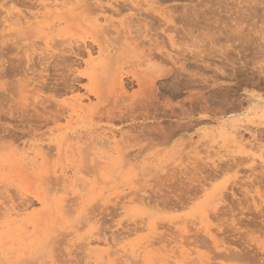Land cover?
Instances as JSON below:
<instances>
[{
  "label": "rangeland",
  "instance_id": "rangeland-1",
  "mask_svg": "<svg viewBox=\"0 0 264 264\" xmlns=\"http://www.w3.org/2000/svg\"><path fill=\"white\" fill-rule=\"evenodd\" d=\"M19 1H22V2H19ZM19 1H18L19 3H24L23 2L24 0H19ZM36 1L37 0H30V1L25 0V3L29 6V8H31V9L34 8L33 10H35L36 9L35 6L38 5V2H36ZM110 1H111L110 3H112V4L119 1L118 2L119 4L116 3L117 5H119V6H117V9L119 8V10H120L123 8L125 10L122 13L123 18H125L126 16L133 15L132 12L134 10L130 11L131 10L130 4L128 5V8L130 7L129 9L124 7V5L126 6V2L123 3V1H125V0H122V1L121 0H110ZM30 2H31V4H30ZM106 2H108V1L106 0ZM106 2L104 1V3H106ZM133 2H134V0H133ZM136 2H137V4H140V2H144V0H138ZM136 2H135V4H136ZM154 2H156V4ZM154 2L152 1V4H151V5L154 4V7L149 6L150 7L149 10H147L148 12L146 11V13L145 12L143 13V11H142V14L144 15V17H146L145 19H146L147 23L145 22L146 23L145 25H143V24L139 25L136 27V29H134L137 31V32H135L134 36H137V38L133 37V35H131L134 38L132 40H126L125 38H122V35L117 36V34L115 35L112 33L111 34L107 33V35H106V33H104L105 34L104 35L102 31H100V30L98 31V27L94 23L93 20H95L96 16H97L96 19H98V17H99V20H102V17L105 14L103 13L104 15L102 16V14H101L102 11L100 9H99V12L96 11L97 9L96 10L94 9L95 6L94 7L90 6L91 8L88 9V10L91 9L90 15H89V11L87 12L88 15H86V17H87L86 18L87 19V23H86L87 25L86 26H88V27H86V26L85 27L83 26L84 28L80 27L76 23V22H78V19L72 14L69 16L68 19L74 20V21L73 22L69 21V20H68L69 22L67 21L70 26L65 23L64 25H62L59 28L58 32L60 33V35L63 34L62 35L63 37H69L67 35H70L74 38H79V39L84 38L82 40L84 43L87 41L85 44H88L87 46H89L88 49H90V50H91V48H92V50L93 49L94 50H100V48L102 46V48L104 47L103 53L107 54V52H110V50L112 51V49H114L113 52L110 53V55H112V53H113V55H116V56L113 58L114 62L112 60L113 64L111 65V68L109 69V72H108V75H110V76H106V78L108 77L109 79L107 80V79H103V77H101L99 80H96L98 82V84L101 86L99 88H101V89L105 88L106 89V91L104 89V91L102 92V94L105 93V96L103 94L104 98L101 95L100 100L95 99L94 93H92L93 95H90L91 93H89L86 89L90 86V84H89L90 81L87 80L88 77L86 79L87 75L85 74L88 70L85 68V66H83V67L81 66V68H80V65H78V64H81V62H82V61H80V59L85 57V56H83L84 54L81 56L77 55V54H74L71 56L69 55L68 57H65V58H68L67 60L63 59V58L62 59L60 58V60L53 58L54 60H52V59H51V61L46 60V62H44L45 59L43 60L42 56L39 57V55L35 54V55H33V57H31L32 59L28 63L27 55H24V52H23L24 50L20 48L22 50L21 51L22 53H20L19 52L20 50L15 47V44L11 43V42H13L14 38L13 39L9 38L11 40L10 41L8 38L6 39L5 37H2V35L4 36L6 31H2L3 30L2 28L0 29L1 30L0 31V37H1L0 38V54H1L0 55V57H1L0 58V64H1L0 65L1 66L0 67V73H1L0 76H1V78L4 75L7 77V78L4 77L2 79L0 78V129H1L0 134L3 136V138L8 137V136L10 137V135H11L10 139L12 140L13 138H15L16 143H21V142H26V141L29 142L31 140L32 141H39L41 139L38 137V135H40L41 133L49 131L50 128L53 129L55 127V125L52 124L51 122H49L48 120H50V116L51 117L54 115L58 116L59 114H58L57 110L55 109V107L53 108L50 106L51 102H50V105L47 103L45 105V107L49 106L50 109L52 108L55 110V113L53 110L54 114L53 115L47 114V117H46V113L43 114L44 112L43 113L41 112L43 114V116L45 115L44 117L47 118V121L42 116H40V117L38 116V115H41V113L37 114V112L35 113V110H34V112H33V110L31 112V109H33V108L30 107L31 109L30 108L27 109V107L21 106V104L19 103V94L17 93L18 91H15V90H18L16 87L19 84V83H17V80H18V78H21L22 75L24 76L25 75L24 73H27L28 70H30L27 73V74H30V77H29V75H27L28 78L32 79V77H33L34 79H32V80H36L37 82L39 81V83L44 85V86H42L40 84L42 86V88L45 87V88H43L44 98L50 99L51 97H53V98L58 99L59 101L60 100L63 101V99H65V97H66L65 92L72 89V87H73L72 90L77 91V93H79L80 95H84V96L89 95L92 98V100H93L92 102H93V104H95V112L96 113L94 112L93 115L87 114L86 112H85L86 115L84 113L82 114L83 116L84 115L85 116L83 118H82V116L80 117V118H82V120H80V121H82V122L84 121L83 122L84 124L81 123V126L82 127L86 126L83 128V130L85 128H87L89 130H98V133H99V131L101 129H104V128L108 129L111 127L113 129H118V130L120 129L123 133H125L124 135L128 138L127 139L128 149H126V151L124 150L126 153V154H124L125 155L124 158L119 153H116V152L111 153L112 157L117 159L116 162H114V164L112 166H109L108 165L109 163L107 164V162H108L107 160L106 161L100 160V159L92 156L90 153H89L90 154L89 155L88 152L86 151L87 154H86V152H84V154H82V156L84 155V158H82L81 155H78V154H76L75 157H73L71 154H69V155H67V158L64 157L65 160L62 159V156H59L57 158L55 157L56 159L53 158L54 159L53 162L55 160L56 161L54 163L46 166V168H44L45 170H47L46 172H48V168H52L51 166L54 167L57 163V165L59 167L64 166V165L65 166H68V165L71 166V164H73V165H75V167L77 168L78 171L80 170L79 172L81 173V175L83 174L82 176L86 179V184H85L84 188H82V190H83L82 195H85V196H83L84 198H82V199L80 198L81 201H78L76 203V205L77 204H79V205L76 206L75 213L70 215V216L72 218V216H76L78 214L84 215L85 211H88L87 208L90 207L91 209L89 208V211L91 210L94 214L96 213L95 215H99V214L101 215V216L99 215L98 219L101 218L102 221L100 220L99 222L96 221L97 223L96 222L93 223L94 228H96V229H93V228L89 229L90 226L86 227L87 223H84V224L79 225L78 226L79 228L77 227V228H74L73 230H70L72 233H70V231H67V230H65L66 232H64V229L62 230L63 224H65L66 222L69 223L71 221V219H70V216L69 217L67 216L68 218L66 217L65 213L62 210V206H61V203H60L58 198L56 199L57 202H56V200H54V204H52L53 209L55 211H57V213L59 212L58 215L56 214V216L54 218H52L51 220H49L46 223V225L40 224V226H41L40 227L38 225L39 223H36V222L38 219H41V216L43 215L44 210L46 208L44 209L42 206H40L39 202H37L34 198V199H32L34 201V202L32 201L34 212H33L32 216L29 220V223L31 225V229L29 230L30 234H27L26 238L25 237L21 238V241H26L27 245L20 246V250L13 253L15 255H12V253H10V257H11L10 262L11 263L8 261L5 262L6 260L4 261V259H2L3 256L1 255L2 257L0 256L1 257L0 258V264L2 263V260L4 261L5 264H25V263L26 264H28V263L29 264H35V263L36 264H46L47 261H48V264H53V263H55V261L60 262V260H58V258H60V256H62V254L64 255L62 257V259H63L62 261H64L65 258L68 260V263H66V264H82V263L83 264H89V263L92 264L94 262V260H95V262H94L95 264H102V262L96 261L97 258L95 257V255L91 254L89 250H87L86 246H84L85 248L82 246L83 243H84V245H86L88 242V239L86 241L83 238L86 239V237L89 238L92 235L94 236V234H96L95 232H97V230H99V229H101V230H99L98 232H101V231L106 232L107 235H109V236H110L109 233H111V231H113L114 237H115V233L117 236H119V235L123 236L124 230H125V232H128V231H126L128 229L133 230V229L137 228L138 230L135 232L138 233V231L141 229V228L139 229V227H142V229L145 227L144 229L146 231L140 230V232L138 234H136V233L131 234L132 235V236L130 235L131 237L128 234L126 235L124 233V237L126 236L125 240L122 236L121 237L123 240L120 239L121 237L119 238L116 236V238H119V240H121L118 242V244H119L118 247H120L122 249L124 248L122 255H124V253H125L124 251L129 252V255L132 253V251H131L132 249H133V251H135V252H133L134 255H131L132 258H130L128 260V262L130 264H133V262L135 264H138V263L139 264H156V263L157 264H166V263L167 264H174V263L175 264L176 263L177 264H183V262H185L187 264V262L185 261L186 258H182L184 256H182V254H179V253H181L180 251H182L181 248H183V247H185L187 250H188V248H189V250L191 249L190 251L194 253L192 257H193V260L194 259L197 260V262L195 260L193 261V263L195 262V264L205 263V262H207V260H208V262L210 261V263H212V261H213V264H214L215 260H216L215 264L216 263L217 264L218 263L219 264H259L260 263L261 264L262 262L264 263V261H263L264 260V254H263L264 253V236H263L264 234H262V233H264V229H263V227H264V206H262L264 204L259 205V207L261 206V207H263V209L254 206L255 209L253 211L254 207L252 208L253 205H251L252 203L250 204L251 196L250 195H249L250 197L248 195L245 196L246 199L244 197V194H245L244 190L245 189L242 187L243 192H244L243 193L242 188L240 187L241 183H242L241 179H243V178H241V179H239V178L242 176H245L247 174L246 173L247 170H245V168H244L245 166L244 165H243L244 167L241 166L244 162V160H243L244 158L243 159H241V158L245 157L246 155L244 154L245 156H240V154L243 155L242 150L240 148L233 145L232 143L225 145V143L218 136L216 137V139L218 138L217 139L218 142L216 141L215 138H214L215 140L213 139L212 144L214 146H216L217 143H219L216 146L217 148L214 147L212 149V151L215 152V153L213 152L214 154H218V155L220 154L219 156L228 155V156H226L227 159L229 157H231V159H232V157H235V156L237 157V159L234 160L233 163L229 162L230 165L232 164L233 168L228 169V171H226V172H225L226 169L222 168L223 167L222 165H224V163H222V165L220 164L221 168L219 167L220 169H223V172L219 168H217V169H219L218 174L216 172L217 169L215 170L213 167L211 168L208 165L209 163L211 164L212 159H214V156L212 157L211 155H209L211 157H207V155L202 153L200 155L202 157V159L204 158V160H202V161L200 159L195 160V159H193V157H192L193 160L191 158L185 159V154L189 150H187V151L185 150V152H183V153H182V151H180L181 153L180 152L178 153V154H180V156L176 159L174 158V161H177V163L173 166L170 165L171 167H169V169H168L169 171L166 170L163 173L160 172V170L164 168V165L163 164L161 165V162L164 163L165 162L164 160H166V159L168 160V158H169V156H167V155L173 153L174 151H176L178 149L183 150L184 144H187L186 143L187 141L185 139L190 134L194 136V140H197L198 139L197 133L201 132V129H209L210 127H212L211 124L214 125L213 122L215 120H217L218 117H219V119H225L226 118V119H230L231 121L233 119L232 122L235 121L236 123H239L237 125H244L243 127H245V129H246V124L249 123L248 121H252V119H254L252 117H255V113H257V111H259L260 109H264V0H155ZM149 3H151L150 0H149ZM116 4H114V6H116ZM122 4H124V5H122ZM141 4L143 6V4H145V2L141 3ZM141 4L138 6L141 7ZM27 5H25V6H27ZM126 9H128V10H126ZM144 10H146V9H144ZM0 11H1V9H0ZM97 13H99V15ZM107 14L109 16H111V14H109V13H107ZM91 15H93L94 18H93V16L91 17ZM121 16L120 17L114 16V19H117V20H119V18L123 19ZM1 17H2V13H1ZM71 17L74 19H72ZM75 19H77V20L75 21ZM92 21H93V23H92ZM0 23H1V19H0ZM88 23H90V25ZM71 25H73V26H71ZM78 26H79V28H77ZM93 26H96L97 30L95 28H93ZM65 28H67V29H65ZM72 28H74V29L71 30ZM86 28H89V30H87ZM62 30L65 32L67 30L68 31L66 33H64ZM69 30L71 33L74 31L72 33V35L70 34ZM78 30H79L80 34L78 33ZM82 30H84L86 33ZM171 30H172V32H171ZM81 32H83V34ZM165 32L167 35L165 34ZM94 36L96 38H93ZM166 37L168 38V40L170 38V40H169L170 42L165 40ZM172 39H174V40H172ZM149 40H151V41L149 42ZM131 41H132V43H131ZM96 42L99 43V45ZM171 43H173V44H171ZM105 47H108V49ZM106 49L108 50L107 52H106ZM97 52H99V51H95V53H97ZM164 52H165V54L170 53L171 56H173L172 58L174 60L171 58V56L168 57L170 54L167 55V57L165 55H162V53L164 54ZM144 54H145V56H146V54H149V55L152 54L151 56L153 59H151V61H148L149 64H147L146 60L143 61L145 58ZM4 55H6V56H4ZM162 56H164V57H162ZM141 57H142V60H141ZM39 58H40V60L37 61V59H39ZM145 59H147V58H145ZM56 60H58L59 62L57 61V63H56ZM63 60H65V62ZM72 60L75 62H73ZM103 60L104 59L99 60L97 65L100 66L101 64H103V66L101 65V67L104 70L106 67V63L108 61L106 58H105L104 62H102ZM60 61H63L66 65L64 63L62 64V62L60 63ZM25 62L28 64H26ZM143 62H145L147 65H145V63H143ZM47 63H49L48 66H47ZM116 63L118 64V66H116L117 65ZM61 64H62V66H61ZM72 64L79 68L78 71L73 75H72V73H73L72 71H70V70L68 71V69L73 70ZM140 64H142V65H140ZM2 65H3V67H2ZM70 65L72 66V68L70 67ZM6 66H8V67H6ZM25 68H26V71H25ZM42 68L44 71L43 70L41 71ZM82 70H83V72L85 71L84 72L85 76L83 75ZM120 70L123 72H120ZM6 72H7V75H6ZM21 73H22V75H21ZM119 73L124 74L123 80H124V84H125L126 89H127V94L126 95L124 94L125 96L123 95L121 97L122 94L119 93L120 96L115 97L116 94L112 93V92H115V86L117 87V82H116L117 79L116 78L118 77ZM17 74H19V75L17 76ZM31 74H32V77H31ZM74 76H75V78H74ZM38 77H39V79L40 78L41 79L39 80ZM70 77H72V78L70 79ZM138 77H140L142 79L141 85H139L140 83L137 81ZM104 81H106V83L108 81V84H106L107 86L104 85V88H102ZM96 83L94 82L92 84L94 89L97 85ZM101 83H103V84H101ZM66 86H68V87H66ZM50 88H51V90H50ZM74 88H77V89H74ZM51 92H53V93H51ZM7 94H9V95H7ZM253 96H254V98L257 97V100L259 98V101L254 102V103H250L251 99H254ZM45 100H47V99H45ZM252 101H254V100H252ZM22 111H24V112H22ZM50 111L52 113V110H50ZM50 111L48 113H50ZM97 116H98V118H97ZM39 118H41V119H39ZM234 118H236V119H234ZM52 119H53V117H52ZM52 119L50 121H52ZM74 119H75L74 121L78 120L77 117H75ZM95 119L97 121H95ZM38 120L39 121L41 120L42 122L41 121L39 122ZM254 120L255 121L257 120L259 122V120L256 117ZM46 122L47 123L49 122V124L46 125L47 124ZM63 122H64V124H63ZM86 122L89 124H87ZM258 122L255 123L254 125H252L251 123L247 124V125H249V126H247L248 128L252 125L251 129H253L254 131L250 130V128H249L248 129L249 131L246 130V132H245V129L243 130V128L241 129V127H240V129H241L240 133L241 134L243 133L241 136H243V139L245 141L251 140V136L253 138L254 135H256L257 138H264V137H262V136H264V126L262 124H260V122H259V124H260L259 125ZM30 123H31V125H30ZM62 124H63L62 126H65L66 122L63 120ZM42 126H44V127H42ZM256 128L258 129L257 131H255ZM34 129L36 131H34ZM4 130H6V131H4ZM37 130H39V132ZM101 131L103 132V134L107 133L108 135H110L109 130H105V131L101 130ZM247 131L248 132L252 131V132L248 133ZM261 131H262V133H261ZM5 132H7V133H5ZM11 132L13 135L11 134ZM33 132L35 134H32ZM258 133H260L261 135H259ZM1 135H0V138H2ZM35 135H36V137H35ZM127 135H129V137ZM181 135H182V137H181ZM257 135H259L260 137H258ZM9 137H8V140H9ZM181 138H183V139L185 138L184 140L186 142L184 140H182ZM42 140L45 142V144H47L49 142V137L48 136L44 137V139H42ZM215 141H216V143H215ZM8 143H10V142H8ZM4 144L7 145L6 143H4ZM1 145H2V148L6 147V146L3 147V142ZM1 145H0V147H1ZM9 146H10V144H9ZM51 146L54 147V144H51ZM219 146L221 147V150H220ZM143 150H145V151H143ZM134 151L136 153H138V156L142 155V156H140L139 163L136 165V167L138 166V169L137 168L134 169L135 166H130V164L127 161V159H130V157H128V155L131 156V154H132V156H134L133 155V154H135ZM161 151H164V152L162 153ZM221 151L222 152L224 151L223 152L224 154L223 153L221 154ZM225 151H227V152H225ZM0 152L5 153L4 150L3 151L0 150ZM2 153H0V155ZM153 154H155V155H153ZM178 154L176 156H178ZM182 154H184V159H181V161H180V158L183 156ZM135 155H137V154H135ZM68 156H70V157H68ZM77 156H78V158H77ZM151 157L153 159H151ZM238 157L239 158L241 157L240 161H239ZM94 158H96V159H94ZM146 158L148 160H150L149 161V170L150 171L147 169L143 170L144 166H145L144 163L147 162L145 160ZM226 158H224V159L226 160ZM81 159H82V162L80 163L79 161H81ZM215 159H216V157H215ZM171 160H172V158L169 159V161H167V164L174 162ZM183 160H185L184 161L185 164H184ZM94 161H97L98 163L94 162ZM101 161L104 165L102 163H100ZM120 161H122V162H120ZM51 162H52V160H51ZM194 163H195V165H194ZM100 164H101V166L102 165L103 166L101 167ZM127 164H129V165L127 166ZM196 164H198L197 165L198 170H197ZM233 164H238L237 166H239V167H237L236 165H233ZM121 165H124V167ZM58 166H56L54 169L58 168ZM113 166H115L116 169H114ZM158 166H160L162 168L160 169V167H159V169H158ZM177 166H179V168ZM224 166L226 167V165H224ZM98 167H100V168H98ZM150 167H153V168H150ZM165 167L168 168L167 165ZM175 167H177V168H175ZM203 168H204V170H203ZM173 169L174 170L176 169V171H174ZM178 169H181V170L179 171ZM157 170L160 173H157ZM171 170L173 172L179 173V174L177 175V174L173 173ZM196 170H197V172H196ZM229 170H230V172H229ZM67 171H69V170H67ZM185 171H188V172H185ZM191 171L194 172L195 174L191 173ZM95 172L97 174H95ZM147 172L152 173V174L148 175ZM219 172H222L223 174L219 173ZM84 173H86V174H84ZM143 173H145V174H143ZM158 174H159V176H158ZM10 175H13V173L8 174L7 169L3 173L4 179L6 181H9V182L14 181L13 177H11ZM58 175H60V174H58ZM211 175H212V177H209ZM39 176L40 175H38V174H36L33 177L30 176V177H32L31 180L33 179L32 180L33 182L31 180H29L30 177L27 179V181L29 182V185L31 184V182L34 183L33 186H32V184L29 186L26 179H24L23 182L22 181L20 182L19 180H15L14 183L18 184L23 189H27L28 187H30V188L34 187L36 190V188H39L38 184H39V180L41 178ZM147 176L149 178H147ZM164 176L167 179L169 177L170 181L166 180V178ZM170 176H171V178H170ZM173 176H175V177H173ZM215 176L217 178H215ZM259 176L260 177L257 178V180H259V179H261V180H259L258 183L260 184V181H261L262 187H264L263 186L264 175L262 176V174L259 173ZM207 177H209V178H207ZM35 178L36 179L39 178V179H37V182H36V180L34 181ZM97 179L99 180V182H97L98 181ZM216 179H217V181H216ZM262 179H263V182H262ZM257 180H256V182H257ZM147 181L149 183H147ZM235 181H237V184L235 183ZM204 184H207L206 189H207L208 193H210L211 191H215L216 194H220L221 197H223V199H224V203L223 204L219 203V205H218V203H216L214 201L215 199L212 200L213 202H215L214 204L212 202H210L211 199L205 195V192L202 189L203 188L202 186ZM230 185L231 186L233 185L234 187L233 186L231 187ZM116 186H117V188H116ZM259 186L261 187V185H259ZM96 187H98L99 189ZM129 187H136L139 189H141V188L145 189L147 191V193H150L149 196L153 197V202H151L149 205L150 206L154 205V206H152V208L150 206H148L147 208L143 209V212L146 215L141 216V213L136 211V209L134 207L133 208L130 207V208H127L125 210L120 209V206L117 205L118 204L117 201L111 200L113 197H117V193L119 191L122 192L124 189L129 191L128 190ZM227 187L228 188L230 187L232 189L229 188V190H227L228 189ZM238 187H239V189L241 188V191L238 189ZM262 187H261V189L264 190V188H262ZM196 188H198V189H196ZM225 188H227V189H225ZM235 188H236V190H235ZM201 189H202V191H201ZM233 189L235 191V194H234V191H232ZM103 190L105 193L106 192L107 193L105 194L103 192ZM263 190H261V191L263 192ZM114 192H115V194L109 195L110 193H114ZM233 194L236 195V197L233 196ZM238 194L240 196H238ZM221 197H219V198L216 197V198L220 199ZM99 198H102V199L99 200ZM154 198H156V200ZM105 200H107V201H105ZM247 200H250V201L248 202ZM91 201H93V202L91 203ZM95 202H96V204H95ZM112 202H114V203H112ZM232 202H233V204H232ZM237 202L240 204L238 205ZM242 202L245 203L244 204L245 206L242 205L243 204ZM211 203L214 206L210 205ZM246 204L249 205L248 208H247ZM55 205L58 207L56 208ZM59 205H60V207H59ZM232 206H236V207H233L235 210H233ZM172 207H174L175 209ZM244 207H245V209H244ZM118 208L120 211L117 210ZM182 208H183V210H182ZM210 208L212 209L211 214L209 211ZM215 208L217 209L216 211H215ZM256 208H257V211H255ZM95 209H96V211H95ZM240 209H243V210H240ZM114 210H115V212H114ZM238 210L241 211V214H243L242 212H245V213L243 215H239ZM91 211L88 213H91ZM248 211H251V212H248ZM260 211H261V213H260ZM60 212H62V213L60 214ZM223 212L226 214L223 215L224 214ZM119 213L120 214L122 213V215H119ZM205 214H206V216H205ZM229 214H231V215H229ZM110 215H112V216H110ZM210 215H212V216H210ZM226 215H227V217H226ZM232 216H234V217L232 218ZM144 217L146 218L145 220H146L147 226H144V224H143V223H145V220H143ZM185 217L189 218V219H186ZM215 217H217V218L221 217V219H219V221H217L218 219ZM235 217H237L236 218L237 220L235 219ZM214 218L217 220H214ZM226 218H228L227 219L228 221L230 218V221L227 222ZM239 218H240V221H239ZM177 219H178V221H177ZM179 219H181V220H179ZM203 219H204L205 223L202 221ZM59 220L61 222H59ZM186 220H188V221H186ZM119 221L122 222V224L123 223L126 224L127 226L126 225H125V227L121 226L122 224H120ZM140 221L142 222V225H141ZM180 221L183 223H181ZM189 221H191V222H189ZM192 221L193 222L195 221L193 223V225H192ZM219 222H221V223H219ZM117 223H118V227L115 226V225H117ZM178 223H181V225H179ZM138 224H139V227H138ZM152 224H153V226L156 224V226H154V228H153ZM183 224H184V226H185V224H187V226H190L187 228L189 230L188 235L185 233V235L183 237H181V238H184L185 240L180 238L181 234L179 235L180 229L182 230L184 227ZM225 224H227L228 226ZM165 225H166V227H165ZM229 225L234 226L233 228H235V229L237 228V229L235 230L232 227H231L232 228L231 229ZM80 226H81V228H80ZM128 226H130L131 228ZM179 226H180V228H179ZM32 227H33V229H32ZM97 227H98V229H97ZM111 227H113V228L115 227L116 230L111 228ZM121 227L124 229L121 230L122 229ZM126 227H128V228H126ZM159 227H161V228H159ZM206 227H209L211 229V231L213 230L212 232H215V233L217 232L216 234H218L217 235L218 238H219V234H221L219 239L222 238L225 241L228 240L229 241V242L227 241L228 243H230V241H231V245H229V253L230 254L232 253V252H230L231 251L230 248L232 247L231 249H233L235 251V253L237 254L236 255L237 257L235 256L234 252H233L234 254L232 253V256L234 255V257H233L234 259L231 258V256H229V253H227L228 256H225V258L220 256V254L222 252L220 251L221 253H219L218 250L216 249V245L211 243L212 241L208 238L207 235H205L206 234V232H205ZM225 227H227V229ZM37 228H38L37 232L38 233L40 232V233L38 235L34 234V236H32V234L34 233V231H36ZM166 228H168L169 230ZM215 228H216V230H215ZM55 229H59V231H57V230L55 231ZM118 229H120L119 233L117 231ZM157 229H159V230L157 231ZM173 229L176 231H174ZM191 229H193V230H191ZM230 229H231V231H230ZM154 230H155V233H157V232L158 233L155 234L153 232ZM166 230H168V231H166ZM226 230H228L229 232ZM54 231H55V233L61 231L63 234L62 233L61 234L60 233L55 234ZM120 231L122 233H120ZM171 231H173V232H171ZM190 231H193V233ZM223 231H226V232L224 233ZM68 232L71 235L68 234L69 235L68 236L67 235ZM77 232H79V233H77ZM148 232H149V234L151 233L150 234L151 238H150ZM152 232L155 235H153ZM166 233L168 235L169 234L170 235L167 236ZM222 233H223V235H222ZM134 234H135V236H134ZM146 234H148V235L146 236ZM29 235L31 237L28 240H25L29 237ZM51 235L55 238V240L57 242L60 241L59 243L62 242L64 245L62 243L60 245L56 241L54 242V238H51L52 237ZM55 235H57V237ZM62 235H64L65 237ZM143 235H145V236H143ZM162 235L165 236L166 238L162 237ZM154 236H156L155 237L156 241L153 243L154 249L151 246L153 244H151L150 248H149V251H150V249L151 250L153 249L152 250L153 255H151V256L146 255L145 251L147 249L145 250V247L148 246V243H146V241L152 239ZM62 237H63V239H62ZM177 237L179 238L178 240H177ZM252 237L255 239H253ZM140 238H142L144 240H141ZM160 239H164L165 242L163 241L164 242L163 243L161 241L162 243H159ZM152 240L154 241V238ZM250 240H252L253 242L252 241L250 242ZM48 241L56 243L54 245L55 248H59L62 246L61 247V249L63 248L62 252L58 253L59 257L57 256V258L52 259L51 257H49V254L43 253L45 251H42V249H43V247L45 249L46 242H48ZM84 241H86V243ZM122 241L124 243L123 245H125L124 247L122 245ZM143 241L145 242V244H143L144 243ZM189 241L191 242V245H190ZM150 242H149V244H150ZM156 242L159 244H162V245H159V244L155 245V244H157ZM196 242H198V243H196ZM232 242H233V244H232ZM234 242H236V243H234ZM120 244H121V246H120ZM134 244H135V247L137 250H135V247H133ZM253 244H255V245H253ZM131 245H133V246H131ZM140 245L145 246L144 249L142 246L140 247ZM128 246H130V247H128ZM155 246H157V247H155ZM125 247H126V249H125ZM158 247H160V249ZM233 247H235V248H233ZM82 248L86 249V251L83 250ZM93 248H94V246H93ZM139 248L143 249V252L145 254H143L142 250H141L142 254H139L140 253V251L138 250ZM201 248H203V249H201ZM128 249H129V251H128ZM38 251H39V253L42 252V254H39V253L37 254ZM68 252L71 254H68ZM223 252H226V251H223ZM35 253H36V255H35ZM44 254H45V256H44ZM65 254L66 255L68 254L70 256H65ZM258 254L260 256H258ZM41 255H43V257ZM172 256H174V257L171 258ZM179 256H181V257H179ZM216 256H219V257L215 260L211 259L212 257L216 258ZM134 257H136L135 259L139 258L140 261H143V262H139L138 259H137V261L134 259L137 263L135 261L132 262ZM220 257H222V259ZM235 257H236V259H235ZM88 258H90V260ZM128 258L129 257L127 256V259ZM201 258H202V261H200ZM228 258H231V259H228ZM18 259H20V260L17 261ZM54 259H55V261H53ZM66 259L64 262L67 261ZM85 259H87V260L85 261ZM168 259L170 262L168 261ZM258 259H260V260H258ZM177 260H179V261H177ZM190 260L192 261V258L187 259V261H189V264H193ZM198 260H199V262H198ZM12 261H13V263H12ZM238 261H240V263ZM31 262H33V263H31ZM64 262H60V263L64 264Z\"/></svg>",
  "mask_w": 264,
  "mask_h": 264
},
{
  "label": "bare ground",
  "instance_id": "bare-ground-1",
  "mask_svg": "<svg viewBox=\"0 0 264 264\" xmlns=\"http://www.w3.org/2000/svg\"><path fill=\"white\" fill-rule=\"evenodd\" d=\"M19 1V0H18ZM17 0L15 1V0H0V9H1V11H0V17H1V13H2V17L0 18L1 19V23H0V29L2 28L3 30L2 31H6V33L4 34V36L2 35V37H5L6 39L8 38H14V40H13V42H11V43H13V44H15V47L17 48V49H19L20 51V53H22L21 51V49H23L24 51V55H27V61H28V63L30 62V60L32 59L31 57H33V55H39V57L40 56H42L41 58L44 60L45 59V61L44 62H46V60L47 61H51V59L52 60H54L53 58H56V59H58V60H60V58L62 59H68V58H65V57H68L69 55L71 56V55H74V54H77V55H83V56H85L84 58H81L80 59V61H82L81 62V64H78V65H80V68H81V66L83 67V66H85V68L88 70L85 74L87 75L86 76V79H87V77H88V79L87 80H89L90 81V86L88 87V88H86L87 89V91L89 92V93H91L90 95H93L92 93H94V98L95 99H98V100H100L101 99V95L103 96V94H104V96H105V93H103L102 94V92L104 91V85H106V84H108V81H107V83H106V81H104L103 83H101V84H103L102 85V88H104V89H101V88H99V87H101L99 84H98V82L96 81V80H99L101 77H103V79H109L108 77L106 78V76H110V75H108V72H109V69L111 68V65L113 64L112 63V60H113V58L116 56V55H113V53H112V55H110V53L111 52H113V50L114 49H112V51L110 50V52H107L108 50V47H105V48H107L106 49V52H107V54L106 53H103V51H104V47L102 48V46H101V48H100V50H92V48H91V50L90 49H88V47L89 46H87L88 44H85L84 42H83V40L82 39H84V38H74V37H72V36H70V35H67V36H69V37H63L62 35H60V33L58 32L59 31V28L62 26V25H64L65 23L66 24H68V22L69 21H74V20H70V19H68L69 18V16L70 15H74L77 19H78V22H76L80 27H85L87 24V17H86V15H88V11H89V15H90V10H88L89 8H91L92 6L94 7L95 6V10L96 11H98L99 12V9L102 11V20H99V17H98V19H96V17H95V20H93L94 21V23L97 25V27H98V31L100 30V31H102L103 32V34L104 33H106V35H107V33H112V34H117V36H121L122 35V38H125L126 40H132V39H134L133 37H136L137 38V36H134V34H135V32H137L136 30H134V29H136V27L137 26H139V25H145L147 22H146V17H144V15L142 14V11H143V13L145 12L146 13V11L147 10H149V6H152V7H154V4L153 5H151L152 4V1L154 2L155 0H150V2L151 3H149V0H144V2H145V4H143V6H142V4L141 3H144V2H140V4H141V7L140 6H138V5H140V4H137V2L136 1H138V0H134V2H133V0H125V1H123V3H125L126 2V6L124 5V4H122V5H124V7H126V8H128V5L130 4V11H133L132 13H133V15H131V16H126L125 18H123V15H122V13H123V11H125L123 8L122 9H120L119 10V8L117 9V6H119V5H117L116 3H118L119 1H115L116 3H110L111 1L110 0H107L108 2H106V0H104L106 3H104V1L103 0H37L36 2H38V5L37 6H35L36 7V9L35 10H33V9H31V8H29V6L25 3V0L23 1L24 3H19V2H22V1H19L18 2ZM27 1V0H26ZM30 1V0H29ZM122 1V0H121ZM128 1V2H127ZM131 1V2H130ZM113 2V1H112ZM135 2H136V4H135ZM29 3V2H28ZM128 3V4H127ZM139 3V2H138ZM155 4H156V2H154ZM30 4H31V2H30ZM29 4V5H30ZM106 4V5H105ZM114 4H116V6H114ZM119 4V3H118ZM134 4V5H133ZM150 4V5H149ZM25 5H27V6H25ZM136 5V6H135ZM91 6V7H90ZM145 6V7H144ZM143 7V8H142ZM128 8V9H129ZM128 9H126V10H128ZM144 9H146V10H144ZM122 10V11H121ZM136 11V12H135ZM94 12V11H93ZM92 12V13H93ZM138 12V13H137ZM148 12V11H147ZM96 13V12H95ZM104 13V14H103ZM107 13H109V14H111V16H109ZM131 13V14H132ZM136 13V14H135ZM98 15H99V13H97ZM107 14V15H106ZM95 15V14H94ZM122 15V16H121ZM93 15H91V17H92ZM114 16H121L123 19H120L119 17V20H117V19H114ZM135 18H134V17ZM89 17V16H88ZM72 18V17H71ZM93 18H94V16H93ZM72 19H74V18H72ZM77 19H75V21L77 20ZM69 20V21H68ZM89 20V19H88ZM92 20V19H91ZM68 21V22H67ZM93 21H92V23H93ZM90 22V21H89ZM146 22V23H145ZM75 23V22H74ZM89 25H90V23H88ZM69 25V24H68ZM67 25V26H68ZM66 26V27H67ZM70 26V25H69ZM71 26H73V25H71ZM76 26V25H75ZM79 26L77 27V28H79ZM83 27V28H84ZM86 27H88V26H86ZM93 28H95L96 29V26H93ZM65 29H67V28H65ZM69 29V28H68ZM74 28H72L71 30H73ZM87 30H89V28H86ZM85 29V30H86ZM97 30V29H96ZM170 30V29H169ZM1 31V30H0ZM63 31V30H62ZM68 31V30H67ZM66 31V32H67ZM82 31H84V30H82ZM174 31V30H173ZM61 32V31H60ZM64 33H66L65 31H63ZM69 32H70V30H69ZM74 32V31H73ZM72 32V33H73ZM85 32V31H84ZM101 32V33H102ZM146 32V31H145ZM167 32V31H166ZM166 32H165V34H166ZM171 32H172V30H171ZM62 33V32H61ZM72 33L70 32V34L72 35ZM78 33L80 34V32H79V30H78ZM77 33V34H78ZM82 34H83V32H81ZM86 33V32H85ZM99 33V32H98ZM147 33V32H146ZM78 34V35H79ZM94 34V33H93ZM100 34V33H99ZM98 34V35H99ZM109 34V35H110ZM149 34V33H148ZM164 34V35H165ZM77 35V36H78ZM105 35V34H104ZM131 35H133V37L131 36ZM167 35V34H166ZM76 36V37H77ZM96 36V35H95ZM93 37V38H96V37ZM149 36V35H148ZM83 37V36H82ZM1 38V37H0ZM2 40V39H1ZM10 40V39H9ZM86 40V39H85ZM165 40H167V41H169L170 40V38H169V40H168V38L166 37V39ZM172 40H174V39H172ZM11 41V40H10ZM138 41V40H137ZM151 40H149V42H150ZM170 42V41H169ZM172 42V41H171ZM97 43V42H96ZM131 43H132V41H131ZM10 44V43H9ZM8 44V45H9ZM98 45H99V43H97ZM171 44H173V43H171ZM151 45V44H150ZM149 45V46H150ZM153 45V44H152ZM13 46V45H12ZM91 46V45H90ZM171 46V45H170ZM176 46V45H175ZM6 47V46H5ZM11 47V46H10ZM98 47V46H97ZM172 47V46H171ZM21 48V49H20ZM3 49V48H2ZM5 49V48H4ZM15 49V48H14ZM16 49V50H17ZM98 49V48H97ZM10 50V49H9ZM12 50V49H11ZM95 51H99V52H97V53H95ZM9 52V51H8ZM147 52V51H146ZM148 53V52H147ZM150 53V52H149ZM116 54V53H115ZM143 54V53H142ZM170 54V53H169ZM168 53L167 54H165V52H164V54L162 53V55H165L166 57H167V55H169ZM1 55V54H0ZM22 55V54H21ZM23 55V56H24ZM152 54H146V56H145V54H144V57L145 58H147V59H145L144 57V60L143 61H147V64H149V62L148 61H151V59H153L152 58V56H151ZM4 56H6V55H4ZM79 56V57H80ZM139 56V55H138ZM171 56V54L168 56V57H170ZM26 57V56H25ZM24 57V58H25ZM35 57V56H34ZM38 57V56H37ZM78 57V56H77ZM162 57H164V56H162ZM173 56H171V58H172ZM1 58V57H0ZM6 58V57H5ZM105 58L107 59V63H106V67H105V69L103 70L102 69V67H101V65L103 66V64H101L100 66L99 65H97V63L99 62V60H102V59H104L105 60ZM170 58V59H171ZM36 59V58H35ZM72 59V58H71ZM173 59V58H172ZM171 59V60H172ZM8 60V59H7ZM26 60V59H25ZM38 60H40V58L39 59H37V61ZM58 60H56V63H57V61ZM104 60L102 61V62H104ZM141 60H142V57H141ZM174 60V59H173ZM36 61V60H35ZM64 62H65V60H63ZM63 61H60V63L62 62V64L64 63ZM73 61V60H72ZM9 62V61H8ZM53 62V61H52ZM59 62V61H58ZM70 62V61H69ZM73 62H75V61H73ZM113 62H114V60H113ZM26 63V62H25ZM28 63H26V64H28ZM35 63V62H34ZM33 63V64H34ZM51 63V62H50ZM67 63V62H66ZM143 63H145V62H143ZM40 64V63H39ZM44 64V63H43ZM48 64L49 63H47V66H48ZM62 64H61V66H62ZM65 64V63H64ZM71 64V63H70ZM117 64V63H116ZM146 63H145V65H147ZM176 64V63H175ZM174 64V65H175ZM1 65V64H0ZM37 65V64H36ZM66 65V64H65ZM140 65H142V64H140ZM46 66V65H45ZM72 66H73V70L72 69H68V71L70 70V71H72L73 73H72V75L73 74H75L77 71H78V67H76V66H74L73 64H72ZM72 66L70 65V67L72 68ZM116 66H118V64L116 65ZM1 67V66H0ZM2 67H3V65H2ZM6 67H8V66H6ZM68 67V66H67ZM184 67V66H183ZM34 68V67H33ZM45 68V67H44ZM83 69V68H82ZM34 70V69H33ZM43 70V68L41 69V71ZM122 70V69H121ZM120 70V72H123V71H121ZM186 70V69H185ZM5 71V70H4ZM7 71V70H6ZM25 71H26V68H25ZM28 71H30V70H28ZM28 71H27V73H28ZM32 71V70H31ZM44 71V70H43ZM149 71V70H148ZM81 72V71H80ZM82 72H83V70H82ZM85 72V71H84ZM84 72H83V75H84ZM150 72V71H149ZM153 72V71H152ZM27 73H24L25 75L23 76L22 75V73H21V75H22V77L21 78H18V80H17V83H19L18 84V86H16L17 87V89L18 90H15V91H18L17 93L19 94V103L21 104V106H25V107H27V109L28 108H33V109H31V112H32V110H33V112H34V110H35V113L37 112V114H39V113H43V114H45L46 113V117H47V114L49 115V114H51V115H53L54 113H55V110L54 109H50L49 108V106H47V107H45V105L48 103L49 105H50V102H51V107H55V109L57 110V112H58V116L56 115H54V116H52L53 117V119H52V117L50 116V120L52 119V121H50V120H48L49 122H51L52 124H54L55 125V127L53 128V129H51L50 128V130L49 131H47V132H44V133H41L40 135H38V137L41 139V140H39V141H26V142H21V143H16V140H15V138H13L12 140L14 141H12L11 139H10V137H11V135H10V137H9V140H8V137H4L3 138V136L1 135V137L3 138H0V145L2 144V142H3V147L4 146H6L5 148H2V145H1V147H0V150L1 151H5V153L3 152H0V153H2L1 155H0V256L2 255L3 256V258L2 259H4V261L5 262H10V260H11V257H10V253H12V255H15V254H13V253H15V252H17L18 250H20V246H25V245H27L26 244V241H21V238H26V235L27 234H30L29 233V230L31 229V225H30V223H29V220H30V218H31V216H32V214H33V212H34V209H33V204H32V199H34L35 198V200L37 201V202H39V204H40V206H42L45 210H44V213H43V215L41 216V219H38L37 220V222L36 223H39L38 225L40 226V224H42V225H46V223L49 221V220H51L52 218H54L55 216H56V214L58 215V213H57V211H55L54 209H53V205L52 204H54V200H56L57 198L59 199V201H60V203H61V206H62V210H63V212L65 213V215H66V217L68 216H70V215H72V214H74L75 213V209H76V206L77 205H79V204H77L76 205V203L78 202V201H81L80 200V198L82 199V198H84L83 196H85V195H82V192H83V190H82V188H84V186H85V184H86V179L81 175V173L77 170V168L75 167V165H73V164H71V166L70 165H68V166H61V167H59L58 165H57V163H56V165L53 167V166H51L52 168H48V172H46L47 170H45L44 168H46V166H48V165H50V164H52V163H54L53 162V158H57V157H59V156H62V159H64V157L65 158H67V155H69V154H71L73 157H75L76 156V154H78V155H81V157L82 158H84V155L82 156V154H84V152H88V154L90 153L92 156H94V157H96V158H98V159H100V160H104V161H108L107 162V164L109 165V166H112L113 164H114V162H116V160L117 159H115V158H113L112 157V155H111V153H113V152H116V153H119L121 156H123V158H124V154H126L125 153V151H126V149H128V141H127V137L124 135L125 133H123L120 129L118 130V129H113V128H108V129H106V128H104V129H101V130H109L110 131V135H108L107 133H104L103 134V132L101 131H99V133H98V130H89V129H87V128H85L84 130H83V128L84 127H86V126H84V127H82L81 126V123H83L82 121H80V120H82V118L86 115L85 114V112L87 113V114H90V115H93L94 114V112H95V104H93V100H92V98L88 95V96H84V95H80L79 93H77V91H75V90H72L73 89V87H72V89H70V90H68V91H66L65 92V95H66V97H65V99H63V101H59L58 99H56V98H53V97H51L50 99L49 98H44V96H43V94H44V90H43V88H45V87H43L42 88V86H44L43 84H41V83H39V81L37 82L36 80H32V79H34L33 77H32V74H31V77H32V79L31 78H28V76L27 75H29V77H30V74H27ZM1 74V73H0ZM69 74V73H68ZM79 74V73H78ZM112 74V73H111ZM6 75H7V72H6ZM19 74H17V76H18ZM20 75V76H21ZM123 75L124 74H121V73H119V75H118V77L116 78L117 79V87L115 86V92H112V93H115L116 95H115V97H118V96H120V94H122L121 95V97L125 94H127V89H126V86H125V84H124V80H123ZM3 76V75H2ZM39 76V75H38ZM42 76V75H41ZM70 76V75H69ZM85 76V75H84ZM7 78L5 75L2 77V78ZM35 77V76H34ZM44 77V76H43ZM42 77V78H43ZM105 77V78H104ZM0 78H1V76H0ZM1 78V79H2ZM36 78V77H35ZM72 77H70V79H71ZM74 78H75V76H74ZM37 79V78H36ZM38 79H39V77H38ZM41 79V78H40ZM39 79V80H40ZM78 79V78H77ZM76 79V80H77ZM102 79V80H103ZM73 80V79H72ZM101 80V81H102ZM42 81V80H41ZM137 81L140 83L139 85H141V81H142V79L140 78V77H138L137 78ZM44 82V81H43ZM96 83L97 85H96V87H95V89L93 88V86H92V84L93 83ZM42 86H41V85ZM48 84V83H47ZM49 86V85H48ZM69 86V85H68ZM68 86H66V87H68ZM71 86V85H70ZM73 86V85H72ZM107 86V85H106ZM48 88V87H47ZM66 89V88H65ZM74 89H77V88H74ZM47 90V89H46ZM50 90H51V88H50ZM102 90V91H101ZM105 91H106V89H105ZM50 92V91H49ZM54 92V91H53ZM53 92H51V93H53ZM62 93V92H61ZM120 93V94H119ZM17 94V95H18ZM88 94V93H87ZM7 95H9V94H7ZM55 95V94H54ZM124 95V96H125ZM104 96H103V98H104ZM114 96V95H113ZM57 97V96H56ZM16 98V97H15ZM18 98V97H17ZM44 98V99H43ZM250 98V97H249ZM253 98H254V96H253ZM256 98V99H255ZM254 99H251V102L250 103H254V102H258L259 101V98H258V100H257V97H255ZM45 99H47V100H45ZM49 99V100H48ZM113 99V98H112ZM123 99V98H122ZM128 99V98H127ZM248 99V98H247ZM252 100H254V101H252ZM261 100V99H260ZM250 101V100H249ZM19 108V107H18ZM52 110V113H51V111L49 110ZM29 109V110H30ZM259 109V108H258ZM19 110V109H18ZM23 110V109H22ZM41 110V111H40ZM53 110H54V113H53ZM231 110V109H230ZM257 110V109H256ZM40 111V112H39ZM50 111V113H48ZM101 111V110H100ZM235 111V110H234ZM254 111V110H253ZM21 112V111H20ZM22 112H24V111H22ZM256 112V111H255ZM41 113V115H38L39 117L40 116H42L46 121H47V118H45L44 116H43V114ZM85 114L84 116L82 115V114ZM96 113V112H95ZM226 113V112H225ZM254 113V112H253ZM89 115V116H90ZM230 115V114H229ZM82 116V118H80ZM49 117V116H48ZM75 117H77L78 118V120L77 121H74L75 119ZM87 117V116H86ZM85 117V118H86ZM95 117V116H94ZM251 117V116H250ZM255 117L259 120V122H260V124H262L263 126H264V109H260L259 111H257V113H255ZM255 117H252V118H254L255 119ZM37 118V117H36ZM97 118H98V116H97ZM237 118V117H236ZM236 118H234V119H236ZM239 118V117H238ZM39 119H41V118H39ZM250 119V118H249ZM254 119H252V121H248L249 123H247V124H252V125H254L255 123H257L258 121L256 120H254ZM35 120V119H34ZM44 120V121H45ZM65 121L66 122V124H65V126H62L63 124H64V122H63V124H62V121ZM84 120V119H83ZM33 121V120H32ZM39 121V120H38ZM41 121V120H40ZM39 121V122H40ZM74 121V122H73ZM95 121H97L96 119H95ZM232 121H233V119H232ZM230 119H219V117H218V119L217 120H215L213 123H214V125L213 124H211L212 125V127H210L209 129H201V132H198L197 133V137H198V139L197 140H194V136L193 135H191L190 133V135L184 140L183 138H181L182 140H184L187 144H184V149L183 150H176V151H174L173 153H171V154H169V155H167V156H169V158H168V160L166 159V160H164L165 162L164 163H162L161 162V165L163 164L164 165V168L163 169H161L162 167H160V166H158V169H159V167H160V172H164V171H166V170H168L169 169V167H171L170 165H175L176 163H177V161H174V158L176 159V158H178L179 156H180V154H178L180 151H182V153L183 152H185V150L187 151V150H189L186 154H185V159H192V157H193V159H200L201 161L202 160H204V158L202 159V157L200 156L202 153L203 154H205V155H207V157H213L214 156V159H215V157H216V159L214 160V159H212V162H211V164L209 163L208 165L212 168H214L215 170L217 169V168H221V166H220V164L222 165V163H224V165H226V167L224 166V165H222L223 167L222 168H225L226 170H225V172L226 171H228V169H231V168H233V166H232V164L230 165L229 164V162H231V163H233V161L234 160H236L237 159V157L235 156V157H232V159H231V157H229L228 159L226 158V156H228V155H226V156H219L218 154H214L215 152L214 151H212V149L214 148V147H216L219 143H217V145L216 146H214L213 144H212V142H213V139L215 138L216 139V137L218 136L224 143H225V145L227 144H230V143H232L233 145H235V146H237L238 148H240L241 150H242V153H243V155L242 154H240V156H245V157H240L241 159H243L244 160V162H243V164L241 165V166H243L244 168H245V170H247V174L245 175V176H242V177H238L239 179H241V178H243V179H241L242 180V183H241V188L243 187L245 190H244V192H245V194H244V197L245 196H251V201L250 200H247L248 202L250 201V204L251 205H253L252 206V208L255 206V207H259V205H261V204H264V190L263 189H261V187H262V184H261V181H260V184L258 183L259 182V180H261V179H259V180H257V178H259L260 176H259V173H261L262 174V176L264 175V138H257L256 137V135H254L253 136V138H252V136H251V140H248V141H245L244 139H243V136H241L242 134L240 133V130L243 128V130L245 129V127H243L244 125H237V124H239V123H236L235 121V123L234 122H232ZM42 122V121H41ZM49 122L46 124V125H48L49 124ZM244 122V121H243ZM259 122H258V124H259ZM36 123V122H35ZM34 123V124H35ZM87 123V122H86ZM42 124V123H41ZM84 124V123H83ZM82 124V125H83ZM87 124H89V123H87ZM246 124V129H245V132H246V130H248L249 128H250V130H253V129H251V127H252V125L248 128L247 126H249V125H247ZM257 124V125H258ZM259 124V125H260ZM30 125H31V123H30ZM39 125V124H38ZM45 125V126H46ZM24 126V125H23ZM33 126V125H32ZM198 126V125H197ZM39 127V126H38ZM42 127H44V126H42ZM240 127H241V129H240ZM256 127V126H255ZM254 127V128H255ZM25 128V127H24ZM1 130V129H0ZM258 129L256 128V130L255 131H257ZM3 131V130H2ZM4 131H6V130H4ZM34 131H36L35 129H34ZM38 132H39V130H37ZM108 131V132H109ZM249 131V130H248ZM247 131V132H248ZM254 131V130H253ZM8 132V131H7ZM7 132H5V133H7ZM30 132V131H29ZM252 132V131H251ZM251 132H248V133H251ZM259 132V131H258ZM26 133V132H25ZM261 133H262V131H261ZM11 134H12V132H11ZM32 134H35L34 132L32 133ZM259 135H261L260 133H258ZM13 135V134H12ZM259 135H257L258 137H260ZM5 136V135H4ZM49 137V142L47 143V144H45V142L42 140V139H44V137ZM128 137H129V135H127ZM193 136V137H192ZM35 137H36V135H35ZM181 137H182V135H181ZM262 137H264V136H262ZM7 141H6V140ZM214 139V140H215ZM218 139V138H217ZM217 139H216V141H217ZM2 140V141H1ZM48 140V139H47ZM247 140V139H246ZM12 141V142H11ZM180 141V140H179ZM216 141H215V143H216ZM254 141V142H253ZM8 142H10V143H8ZM89 142V143H88ZM218 142V141H217ZM222 142V143H223ZM4 143H6L7 145H5ZM9 144H10V146H9ZM51 144H54V147H52L51 146ZM231 144V145H232ZM130 145V144H129ZM8 147V148H7ZM47 147V148H46ZM233 147V146H232ZM217 148V147H216ZM219 148H220V150H221V147L219 146ZM6 149V150H5ZM9 150V151H8ZM125 150V151H124ZM226 150V149H225ZM143 151H145V150H143ZM87 152H86V154H87ZM135 152V151H134ZM141 152V151H140ZM139 152V153H140ZM160 152V151H159ZM162 153L164 152V151H161ZM170 152V151H169ZM214 152V153H213ZM217 152V151H216ZM224 152V151H223ZM222 151H221V154L223 153ZM225 152H227V151H225ZM161 153V154H162ZM168 153V152H167ZM181 153V152H180ZM220 153V152H219ZM89 154V155H90ZM135 154H137V155H135ZM135 154H133L134 156H132V154H131V156H129L128 155V157H130V159H127V161H128V163L130 164V166H135L134 167V169L135 168H137L138 169V166L136 167V165L139 163V161H140V156H142V155H140V156H138V153H136L135 152ZM156 154V153H155ZM155 154H153V155H155ZM178 154V156H176ZM184 154H182L183 156L180 158V161H181V159H184ZM224 154V153H223ZM245 154V155H244ZM144 155V154H143ZM193 155V156H192ZM209 155H211V156H209ZM157 156V155H156ZM195 156V157H194ZM68 157H70V156H68ZM127 157V158H128ZM55 158V159H56ZM77 158H78V156H77ZM96 158H94V159H96ZM172 158V160L171 161H174V162H171V163H168L167 164V161H169V159H171ZM224 158H226V160L224 159ZM239 158V157H238ZM240 158H239V161H240ZM60 159V158H59ZM151 159H153L152 157H151ZM192 159V160H193ZM211 159V158H210ZM51 160H52V162H51ZM65 160V159H64ZM123 160V159H122ZM146 161V163H144V169L143 170H149V161L150 160H148L147 158L145 159ZM156 160V159H155ZM67 161V160H66ZM143 161V160H142ZM162 161V160H161ZM185 160H183V162H184ZM199 161V160H198ZM62 162V161H61ZM69 162V161H68ZM80 163L82 162V159H81V161H79ZM94 162H97V161H94ZM120 162H122V161H120ZM182 162V163H183ZM193 162V161H192ZM200 162V161H199ZM205 162V161H204ZM238 162V161H237ZM98 163V162H97ZM100 163H102V161L100 162ZM118 163V162H117ZM124 163V162H123ZM127 163V162H126ZM166 163V164H165ZM180 163V162H179ZM67 164V163H66ZM69 164V163H68ZM103 164V163H102ZM129 164H127V166L129 165ZM181 164V163H180ZM184 164H185V162H184ZM183 164V165H184ZM190 164V163H189ZM200 164V163H199ZM54 165V164H53ZM99 165V164H98ZM104 165V164H103ZM102 165V166H103ZM126 165V164H125ZM167 165V167L168 168H166L165 166ZM179 165V164H178ZM191 165V164H190ZM194 165H195V163H194ZM197 165L198 164H196V167H197ZM202 165V164H201ZM200 165V166H201ZM233 165H238V164H233ZM56 166H58V168H56V169H54ZM97 166V165H96ZM100 166H101V164H100ZM101 166V167H102ZM120 166V165H119ZM118 166V167H119ZM121 166H123L124 167V165H121ZM117 167V168H118ZM178 168H179V166H177ZM177 167H175V168H177ZM202 167V166H201ZM237 167H239V166H237ZM242 167V168H243ZM98 168H100V167H98ZM113 168L114 169H116V167L115 166H113ZM126 168V167H125ZM133 168V167H132ZM150 168H153V167H150ZM188 168V167H187ZM190 168V167H189ZM219 168V169H220ZM8 170V174H11V173H13V175H10L11 177H13V179H14V181L15 180H19L20 182L22 181L23 182V180L24 179H26V181H27V179L30 177V176H35L36 174H38V175H40L39 177H41L40 178V180H39V188H36V190H35V188L34 187H32V188H30V187H28L27 189H23L21 186H19L18 184H15L14 183V181H11V182H9V181H6L5 179H4V176H3V173L5 172V170ZM97 169V168H96ZM95 169V170H96ZM106 169V168H105ZM171 169V168H170ZM191 169V168H190ZM201 169V168H200ZM219 169H217L216 170V172H217V174H218V170ZM237 169V168H236ZM241 169V168H240ZM67 170H69V171H67ZM124 170V169H123ZM133 170V169H132ZM174 170V169H173ZM179 171L181 170V169H178ZM187 170V169H186ZM197 170H198V167H197ZM197 170H196V172H197ZM203 170H204V168H203ZM222 172H223V169H220ZM244 170V169H243ZM150 171V170H149ZM169 171V170H168ZM172 171V170H171ZM174 171H176V169L174 170ZM178 171V172H179ZM190 171V170H189ZM211 171V170H210ZM234 171V170H233ZM82 172V171H81ZM114 172V171H113ZM160 172H158V170H157V173H160ZM173 172V171H172ZM185 172H188V171H185ZM200 172V171H199ZM222 172H219V173H222ZM229 172H230V170H229ZM232 172V171H231ZM245 172V171H244ZM83 173V172H82ZM87 173V172H86ZM86 173H84V174H86ZM94 173V172H93ZM132 173V172H131ZM173 173H175V172H173ZM184 173V172H183ZM190 173V172H189ZM191 173H194V172H192L191 171ZM205 173V172H204ZM210 173V172H209ZM241 173V172H240ZM6 174V173H5ZM58 174H60V175H58ZM92 174V173H91ZM95 174H97L96 172H95ZM143 174H145V173H143ZM147 174L149 175V174H152V173H148L147 172ZM146 174V175H147ZM175 174H179V173H175ZM195 174V173H194ZM214 174V173H213ZM223 174V173H222ZM221 174V175H222ZM173 175V174H172ZM186 175V174H185ZM188 175V174H187ZM92 176V175H91ZM114 176V175H113ZM157 176V175H156ZM158 176H159V174H158ZM190 176V175H189ZM208 176V175H207ZM214 176V175H213ZM217 176V175H216ZM215 176V178H217ZM223 176V175H222ZM240 176V175H239ZM17 177V178H16ZM32 177H30L29 178V180H31V178ZM90 177V176H89ZM97 177V176H96ZM165 177V176H164ZM173 177H175V176H173ZM177 177V176H176ZM209 177H212V175L211 176H209ZM209 177H207V178H209ZM245 177V178H244ZM147 178H149L148 176H147ZM158 178V177H157ZM166 178V177H165ZM170 178H171V176H170ZM192 178V177H191ZM221 178V177H220ZM263 178V177H262ZM10 179V178H9ZM37 179H39V178H37ZM37 179L35 178L34 179V181L36 180V182H37ZM160 179V178H159ZM173 179V178H172ZM179 179V178H178ZM33 180V179H32ZM31 180V181H32ZM98 180V179H97ZM148 180V179H147ZM166 180H168V181H170L169 180V177H168V179L166 178ZM221 180V179H220ZM256 180H257V182H256ZM18 181V182H19ZM149 181V180H148ZM147 181V183H149ZM181 181V180H180ZM204 181V180H203ZM216 181H217V179H216ZM238 181V180H237ZM237 181H235V183L237 184ZM240 181V180H239ZM33 182V181H32ZM31 182V184H32V186L34 185V183H32ZM97 182H99V180L97 181ZM212 182V181H211ZM262 182H263V179H262ZM27 183H28V185H29V182L27 181ZM55 183V184H54ZM30 184V185H31ZM53 184V185H52ZM208 184V183H207ZM207 184H204L201 188L203 189V191L205 192V195L206 196H208V198H210L211 199V201L210 202H212L213 204L216 202V203H218V205H219V203L221 204H223L224 203V199H223V197H221V195L220 194H216V192L215 191H211L210 193H208L207 192V189H206V185ZM239 184V183H238ZM29 185V186H30ZM37 185V186H38ZM259 185H261V187L259 186ZM52 186V187H51ZM55 186V187H54ZM231 186V185H230ZM233 186V185H232ZM231 186V187H232ZM263 186H264V184H263ZM197 187V186H196ZM199 187V186H198ZM234 187V186H233ZM96 188H98V187H96ZM116 188H117V186H116ZM146 188V187H145ZM155 188V187H154ZM228 188V187H227ZM227 188H225V189H227ZM230 188V187H229ZM229 188L227 189V190H229ZM237 188V187H236ZM236 188H235V190H236ZM241 188L239 189V187H238V189L241 191ZM243 188H242V192H243ZM262 188H264V187H262ZM99 189V188H98ZM101 189V188H100ZM196 189H198V188H196ZM202 189H201V191H202ZM230 189H232V188H230ZM33 190V191H32ZM112 190V189H111ZM128 190L129 191H127L126 189H124L122 192H118L117 193V197H113L111 200H113V201H117V205H119L120 206V209H127V208H130V207H134L135 209H136V211H138L139 213H141V216L142 215H146L144 212H143V209L144 208H147L148 206H150L149 204L151 203V202H153V197H151V196H149V194L150 193H147V191L145 190V189H139V188H136V187H129L128 188ZM261 190H263V192L261 191ZM199 191V190H198ZM232 191H234V189L232 190ZM231 191V192H232ZM96 192V191H95ZM103 192H104V190H103ZM149 192V191H148ZM153 192V191H152ZM243 192V193H244ZM98 193V192H97ZM105 193V192H104ZM107 193V192H106ZM105 193V194H106ZM224 193V192H223ZM222 193V194H223ZM229 193V192H228ZM241 193V192H240ZM242 193V194H243ZM85 194V193H84ZM112 194H115V192L114 193H110L109 195H112ZM148 194V195H147ZM216 194V195H215ZM232 194V193H231ZM230 194V195H231ZM234 194H235V191H234ZM233 194V196H235L236 197V195H234ZM87 195V194H86ZM104 195V194H103ZM102 195V196H103ZM223 196V195H222ZM238 196H240L239 194H238ZM249 196V197H250ZM96 197V196H95ZM99 197V196H98ZM216 197H221L220 199H217ZM230 197V196H229ZM234 197V198H235ZM90 198V197H89ZM207 198V199H208ZM225 198V197H224ZM100 199H102V198H99V200ZM155 200H156V198H154ZM215 199V200H214ZM226 199V198H225ZM233 199V198H232ZM245 199H246V197H245ZM248 199V198H247ZM250 199V198H249ZM187 200V199H186ZM191 200V199H190ZM212 200H214L215 202H213ZM228 200V199H227ZM236 200V199H235ZM242 200V199H241ZM244 200V199H243ZM94 201V200H93ZM93 201H91V203L93 202ZM103 201V200H102ZM105 201H107V200H105ZM104 201V202H105ZM158 201V200H157ZM229 201V200H228ZM231 201V200H230ZM238 201V200H237ZM246 201V202H247ZM34 202V201H33ZM56 202H57V200H56ZM97 202V201H96ZM96 202H95V204H96ZM245 202V201H244ZM244 202H242L243 204L242 205H244L245 203ZM103 203V202H102ZM112 203H114V202H112ZM184 203V202H183ZM186 203V202H185ZM189 203V202H188ZM210 204V205H213V204ZM238 203V202H237ZM89 204V203H88ZM232 204H233V202H232ZM240 203H238V205H239ZM94 205V204H93ZM92 205V206H93ZM217 205V206H218ZM235 205V204H234ZM247 205V208H248V204H246ZM56 206V205H55ZM118 206V207H119ZM152 206H154V205H152ZM152 206H150L151 208H152ZM156 206V205H155ZM214 206V205H213ZM241 206V205H240ZM245 206V205H244ZM262 206H264V205H262ZM58 206H56V208H57ZM59 207H60V205H59ZM102 207V206H101ZM111 207V206H110ZM161 207V206H160ZM180 207V206H179ZM183 207V206H182ZM216 207V206H215ZM233 207H236V206H232V208ZM243 207V206H242ZM241 207V208H242ZM255 207L253 208V211H254V209H255ZM90 208V207H89ZM89 208H87V210L88 211H85V214L84 215H80V214H78V215H76V216H72V218H71V216H70V219H71V221L68 223V222H66L65 224H63V227H62V230L64 229V232H66L65 230H67V231H70V230H73L74 228H77L79 225H81V224H84V223H87L86 224V227L87 226H90L89 227V229H96V228H94V224L93 223H95L96 221L97 222H99L100 220L102 221V219L101 218H99L98 219V217H99V215H95L91 210V213H88V212H90L89 211ZM154 208V207H153ZM172 208H174V207H172ZM171 208V209H172ZM224 208V207H223ZM259 208H262L263 209V207H259ZM80 209V208H79ZM91 209V208H90ZM94 209V208H93ZM92 209V210H93ZM108 209V208H107ZM175 209V208H174ZM178 209V208H177ZM244 209H245V207H244ZM99 210V209H98ZM106 210V209H105ZM104 210V211H105ZM117 210H119V208L117 209ZM116 210V211H117ZM182 210H183V208H182ZM209 210V209H208ZM211 208H210V214L212 213L211 212ZM217 209L215 208V211H216ZM233 210H235L234 208H233ZM240 210H243V209H240ZM251 210V209H250ZM94 211V210H93ZM95 211H96V209H95ZM120 211V210H119ZM181 211V210H180ZM185 211V210H184ZM226 211V210H225ZM230 211V210H229ZM239 211V210H238ZM255 211H257V208H256V210ZM87 212V213H86ZM114 212H115V210H114ZM137 212V213H138ZM234 212V211H233ZM248 212H251V211H248ZM62 212H60V214H61ZM117 213V212H116ZM125 213V212H124ZM224 213V212H223ZM238 213V212H237ZM236 213V214H237ZM243 214L245 213V212H242ZM260 213H261V211H260ZM91 214V215H90ZM103 214V213H102ZM209 214V213H208ZM215 214V213H214ZM219 214V213H218ZM222 214V213H221ZM226 213H224L223 215H225ZM243 214H241V211H239V215H243ZM119 215H122V213L120 214L119 213ZM128 215V214H127ZM229 215H231V214H229ZM228 215V216H229ZM238 215V214H237ZM101 216V215H100ZM110 216H112V215H110ZM205 216H206V214H205ZM210 216H212V215H210ZM67 217V218H68ZM196 217V216H195ZM214 217V216H213ZM222 217V216H221ZM221 217L219 218H217V217H215V218H217V219H215L214 218V220H217V221H219V219H221ZM226 217H227V215H226ZM230 217V216H229ZM234 216H232V218H233ZM240 217V216H239ZM36 218V217H35ZM112 218V217H111ZM186 218V217H185ZM209 218V217H208ZM211 218V217H210ZM231 218V217H230ZM230 218H229V221H230ZM237 217H235V219H236ZM246 218V217H245ZM69 219V220H70ZM146 218L144 217V219L143 220H145ZM186 219H189V218H186ZM228 218H226V220H227ZM65 220V219H64ZM115 220V219H114ZM127 220V219H126ZM137 220V219H136ZM179 220H181V219H179ZM192 220V219H191ZM237 220V219H236ZM124 221V220H123ZM172 221V220H171ZM175 221V220H174ZM177 221H178V219H177ZM183 221V220H182ZM186 221H188V220H186ZM203 222H204V219L202 220ZM228 220H227V222H229ZM239 221H240V218H239ZM59 222H61L60 220H59ZM58 222V223H59ZM96 222V223H97ZM120 222V221H119ZM127 222V221H126ZM141 222V221H140ZM176 222V221H175ZM181 222V221H180ZM189 222H191V221H189ZM195 222V221H194ZM193 221H192V225H193V223H194ZM226 222V221H225ZM226 222V223H227ZM243 222V221H242ZM64 223V222H63ZM128 223V222H127ZM137 223V222H136ZM148 223V222H147ZM156 223V222H155ZM174 223V222H173ZM177 223V222H176ZM181 223H183V222H181ZM181 223H178L179 225H181ZM188 223V222H187ZM202 223V222H201ZM205 223V222H204ZM218 223V222H217ZM219 223H221V222H219ZM223 223V222H222ZM34 224V223H33ZM61 224V223H60ZM59 224V225H60ZM113 224V223H112ZM120 224H122V222H120ZM124 224V223H123ZM121 225V226H124L125 227V225L126 224H124V225ZM135 224V223H134ZM144 224V226H147L146 225V220H145V223H143ZM189 224V223H188ZM207 224V223H206ZM209 224V223H208ZM229 224V223H228ZM242 224V223H241ZM57 225V224H56ZM97 225V224H96ZM99 225V224H98ZM130 225V224H129ZM141 225H142V222H141ZM164 225V224H163ZM177 225V224H176ZM175 225V226H176ZM190 225V224H189ZM221 225V224H220ZM225 225H227V224H225ZM231 225V224H230ZM229 225V226H230ZM33 226V225H32ZM58 226V225H57ZM116 227H118V223H117V225H115ZM127 226V225H126ZM137 226V225H136ZM143 226V227H144ZM152 226H153V224H152ZM154 226H156V224L154 225ZM154 226H153V228H154ZM158 226V225H157ZM183 226H184V224H183ZM228 226V225H227ZM41 227V226H40ZM56 227V226H55ZM96 227V226H95ZM128 227H130V226H128ZM128 227H126V228H128ZM138 227H139V224H138ZM151 227V226H150ZM162 227V226H161ZM161 227H159V228H161ZM165 227H166V225H165ZM188 227H190V226H187V224H185V226L183 227V229L181 230L180 229V233H179V235H180V238L181 237H183L184 235H185V233L188 235V233H189V230L187 229ZM205 227V226H204ZM233 228L234 226H230V228ZM79 228V227H78ZM80 228H81V226H80ZM101 228V227H100ZM111 228H113V227H111ZM122 228V227H121ZM120 228V229H121ZM131 228V227H130ZM141 228V229H140ZM145 228V227H144ZM142 229V227H139V229L142 231V230H145V229ZM149 228V227H148ZM157 228V227H156ZM173 228V227H172ZM179 228H180V226H179ZM182 228V227H181ZM226 229H227V227H225ZM231 228V229H232ZM240 228V227H239ZM32 229H33V227H32ZM86 229V228H85ZM97 229H98V227H97ZM103 229V228H102ZM113 229H115V227L113 228ZM120 229H118L117 231H118V233H119V230ZM124 228H122L121 230H123ZM166 229H168V228H166ZM171 229V228H170ZM177 229V228H176ZM231 229H230V231H231ZM233 229H235V228H233ZM237 229V228H236ZM235 229V230H236ZM263 229H264V227H263ZM37 230H38V228L36 229V231H34V233L32 234V236H34V234H39L38 232H37ZM43 230V229H42ZM59 231V229H55V231ZM88 230V229H87ZM99 230H101V229H99ZM99 230H97V232L99 231ZM112 230V229H111ZM116 230V229H115ZM114 230V231H115ZM138 229L137 228H135V229H133V230H126V231H128V232H125V230H124V232H123V238H124V240L126 239V236L124 237V233L127 235H131V234H133V233H136V234H138L139 232H140V230L138 231V233L137 232H135V231H137ZM151 230V229H150ZM159 229H157V231H158ZM169 230V229H168ZM168 230H166V231H168ZM172 230V229H171ZM174 230V229H173ZM191 230H193V229H191ZM215 230H216V228H215ZM219 230V229H218ZM217 230V231H218ZM241 230V229H240ZM33 231V230H32ZM55 231H54V233H55ZM81 231V230H80ZM146 231V230H145ZM144 231V232H145ZM174 231H176V230H174ZM202 231V230H201ZM213 231V230H212ZM211 231V229L209 228V227H206V230H205V232H206V234L205 235H207L208 236V238L212 241L211 243H213L214 245H216V249L218 250V252L219 253H221L220 254V256H222V257H224L225 258V256H228V254L227 253H229V245H231V241H230V243H228L227 241H225V240H223L222 238L221 239H219L220 238V235L221 234H219V238L217 237V235L218 234H216L215 232H212ZM226 231H228V230H226ZM226 231H223L224 233L226 232ZM37 232V233H36ZM76 232V231H75ZM89 232V231H88ZM94 232V231H93ZM95 232L96 234H94V236L92 235L91 237H86V239L85 238H83L84 240H86L87 241V239H88V242H87V244L86 245H84V243H83V247L84 246H86L87 247V250H89L90 251V253L91 254H93V255H95V257L97 258L96 259V261H100V262H102V264H128L129 262H128V260L130 259V258H132V256L131 255H134L133 254V252H135V251H133V249L131 250L132 251V253L129 255V252H127V251H124L125 253H124V255H122V252H123V249L122 248H120V247H118V242L119 241H121V240H123L122 239V237L119 235V236H117L116 235V233H115V237H114V232L113 231H111V233H109L110 234V236L109 235H107V233L106 232H103V231H101V232ZM150 232V231H149ZM149 232H148V234H149ZM154 233H155V230L153 231ZM152 232V233H153ZM171 232H173V231H171ZM182 232V233H181ZM190 232H192L193 233V231H190ZM198 232V231H197ZM229 232V231H228ZM236 232V231H235ZM262 232V231H261ZM57 233H62L61 231L60 232H57ZM57 233H55V234H57ZM70 233H72L71 231H70ZM69 232L67 233V235L68 234H70ZM77 233H79V232H77ZM91 233V232H90ZM117 233V234H118ZM120 233H122L121 231H120ZM143 233V232H142ZM153 233V235H155V234H157V233H155L154 234ZM169 233V232H168ZM231 233V232H230ZM63 234V233H62ZM148 234H146V236L148 235ZM151 234V233H150ZM149 234V236H150V238H151V235ZM167 234V233H166ZM262 234H264V233H262ZM53 235V234H52ZM51 235V236H52ZM71 235V234H70ZM140 235V234H139ZM152 235V236H153ZM170 235V234H169ZM168 234H167V236H169ZM176 235V234H175ZM193 235V234H192ZM222 235H223V233H222ZM226 235V234H225ZM40 236V235H39ZM56 237H57V235H55ZM62 236H64V235H62ZM69 236V235H68ZM116 236L117 237H121L120 239L121 240H119V238H116ZM132 236V235H131ZM130 236V237H131ZM134 236H135V234H134ZM138 236V235H137ZM143 236H145V235H143ZM142 236V237H143ZM148 236V237H149ZM161 236V235H160ZM159 236V237H160ZM172 236V235H171ZM190 236V235H189ZM206 236V237H207ZM232 236V235H231ZM264 236V235H263ZM262 236V237H263ZM31 236L29 235V237L27 238V239H25V240H28L29 238H30ZM65 237V236H64ZM156 236H154L153 238H154V241L152 240V239H150V240H148V241H146V243H148V246L147 247H145V246H142L143 244H145V242L142 244V245H140V247L142 246L143 247V249H144V247H145V252H146V255H153V252H152V250L154 249V242L156 241V238H155ZM162 237H164V238H166L165 236H163L162 235ZM173 237V236H172ZM191 237V236H190ZM189 237V238H190ZM198 237V236H197ZM200 237V236H199ZM51 238H54L53 236L51 237ZM176 238V237H175ZM186 238V237H185ZM195 238V237H194ZM230 238V237H229ZM253 238V237H252ZM62 239H63V237H62ZM65 239V238H64ZM141 240H144V239H142V238H140ZM179 238L177 237V240H178ZM181 239H183V240H185L184 238H181ZM187 239V238H186ZM192 239V238H191ZM253 239H255V238H253ZM258 239V238H257ZM51 240V239H50ZM53 240V239H52ZM152 240V241H151ZM193 240V239H192ZM230 240V239H229ZM56 240H55V238H54V242H55ZM86 241H84L85 243H86ZM151 241V242H150ZM158 241V240H157ZM164 241L165 242V240L164 239H160V241H159V243H162V242ZM172 241V240H171ZM187 241V240H186ZM252 240H250V242H251ZM49 242V241H48ZM46 242V247H45V249H44V247H43V249H42V251H45V252H43V253H46V254H49V257H51L52 259L53 258H57V256L59 255L58 253L59 252H62V249H61V247H59V248H55L54 247V245L56 244V243H53V242ZM57 242V241H56ZM60 242V241H59ZM59 242H57L58 244H60L61 245V243H59ZM125 242V241H124ZM149 242H150V244H149ZM163 242V243H164ZM170 242V241H169ZM190 242V241H189ZM253 242V241H252ZM255 242V241H254ZM157 243V242H156ZM159 243H157V244H155V245H158ZM168 243V242H167ZM183 243V242H182ZM187 243V242H186ZM196 243H198V242H196ZM234 243H236V242H234ZM249 243V242H248ZM48 244V245H47ZM63 244V243H62ZM124 243H123V241H122V245H123ZM151 244H153V245H151ZM170 244V243H169ZM193 244V243H192ZM212 244V245H213ZM232 244H233V242H232ZM259 244V243H258ZM64 245V244H63ZM138 245V244H137ZM150 245L152 246V250L150 249V251H149V248H150ZM159 245H162V244H159ZM188 245V244H187ZM190 245H191V242H190ZM213 245V246H214ZM252 245V244H251ZM253 245H255V244H253ZM33 246V245H32ZM93 246H94V248H93ZM120 246H121V244H120ZM125 245H123V247H124ZM131 246H133V245H131ZM186 246V245H185ZM198 246V245H197ZM204 246V245H203ZM235 246V245H234ZM19 247V248H18ZM77 247V246H76ZM127 247V246H126ZM126 247H125V249H126ZM128 247H130V246H128ZM133 247H135V244H134V246ZM155 247H157V246H155ZM188 247V246H187ZM22 248V247H21ZM78 248V247H77ZM85 248V247H84ZM138 248V247H137ZM159 249H160V247H158ZM195 248V247H194ZM197 248V247H196ZM215 248V247H214ZM232 248V247H231ZM230 248V252H234L235 253V251L233 250V249H231ZM233 248H235V247H233ZM245 248V247H244ZM76 249V248H75ZM83 249V248H82ZM81 249V250H82ZM143 249H141V248H139L138 250L140 251V253L139 254H142V252H143ZM182 249V251H180L181 253H179V254H182V256H184V257H182V258H186V262H187V264H189V261H187V259H191L192 258V263H193V261L195 260H193V252H191L190 250H189V248H188V250L185 248V247H183V248H181ZM201 249H203V248H201ZM256 249V248H255ZM83 250H85L86 251V249H83ZM135 250H137L136 249V247H135ZM141 250H142V252H141ZM214 250V249H213ZM233 250V251H232ZM41 251V250H40ZM128 251H129V249H128ZM193 251V250H192ZM221 251V252H220ZM223 251H226V252H223ZM228 251V252H227ZM158 252V251H157ZM164 252V251H163ZM39 253V251L37 252V254ZM57 253V254H56ZM64 253V252H63ZM84 253V252H83ZM89 253V252H88ZM176 253V252H175ZM226 253V254H225ZM232 253L230 254L229 253V256H231V258H233L234 257V255L232 256ZM233 253V254H234ZM39 254H42V252L41 253H39ZM68 254H71V253H69L68 252ZM66 255L65 254V256H70V255ZM79 254V253H78ZM143 254H145L144 252H143ZM210 254V253H209ZM218 254V253H217ZM240 254V253H239ZM238 254V255H239ZM250 254V253H249ZM264 254V253H263ZM11 255V256H12ZM35 255H36V253H35ZM34 255V256H35ZM80 255V254H79ZM178 255V254H177ZM237 254L235 253V256H236ZM1 256V257H2ZM38 256V255H37ZM40 256V255H39ZM42 257H43V255H41ZM44 256H45V254H44ZM64 255L62 254V256H60V258H58V260H60V262H64L65 261V259H64V261H62L63 259H62V257H63ZM84 256V255H83ZM91 256V255H90ZM127 256L129 257L128 259H127ZM131 256V257H130ZM144 256V255H143ZM169 256V255H168ZM175 256V255H174ZM174 256H172L171 258H173ZM186 256V257H185ZM258 256H260L259 254H258ZM0 257V258H1ZM21 257V256H20ZM41 257V258H42ZM59 257V256H58ZM86 257V256H85ZM88 257V256H87ZM92 257V256H91ZM179 257H181V256H179ZM191 257V258H190ZM219 256H216V258L214 257H212L211 259L212 260H215V259H217ZM222 257H220L221 259H222ZM237 257V256H236ZM236 257H235V259H236ZM246 257V256H245ZM34 258V257H33ZM37 258V257H36ZM35 258V259H36ZM39 258V257H38ZM136 257H134L133 258V260H132V262L133 261H137V259H138V261L139 262H143V261H140V259L139 258H137V259H135ZM145 258V257H144ZM156 258V257H155ZM154 258V259H155ZM170 258V259H171ZM210 258V257H209ZM227 258V257H226ZM231 258H228V259H231ZM239 258V257H238ZM242 258V257H241ZM262 258V257H261ZM21 259V258H20ZM20 259H18L17 261H19ZM30 259V258H29ZM40 259V258H39ZM89 260H90V258H88ZM135 259V260H134ZM180 259V258H179ZM204 259V258H203ZM234 259V258H233ZM67 260V259H66ZM70 260V259H69ZM74 260V259H73ZM87 259H85V261H86ZM144 260V259H143ZM205 260V259H204ZM203 260V261H204ZM258 260H260V259H258ZM4 261L2 260V263L3 264H5L4 263ZM46 261V260H45ZM53 261H55V259L53 260ZM93 261V260H92ZM131 261V260H130ZM135 261V262H136ZM168 261H169V259H168ZM177 261H179V260H177ZM196 262H197V260H195ZM200 261H202V258H201V260ZM216 261V260H215ZM215 261H214V264H215ZM264 261V260H263ZM51 262V261H50ZM60 262H58V261H55V263H53V264H61ZM71 262V261H70ZM91 262V261H90ZM94 262H95V260H94ZM93 262V263H94ZM131 262V263H132ZM157 262V261H156ZM170 262V261H169ZM190 262V263H191ZM198 262H199V260H198ZM205 262V261H204ZM239 263H240V261H238ZM243 262V261H242ZM254 262V261H253ZM1 263V264H2ZM11 263V262H10ZM12 263H13V261H12ZM31 263H33V262H31ZM44 263V262H43ZM66 263H68V260L66 261V262H64V264H66ZM92 263V264H93ZM97 263V262H96ZM137 263V262H136ZM147 263V262H146ZM237 263V262H236ZM258 263V262H257ZM26 264V263H25ZM29 264V263H28ZM36 264V263H35ZM46 264H48V261H47V263ZM83 264V263H82ZM89 264H91V263H89ZM95 264V263H94ZM130 264V263H129ZM133 264H135L134 262H133ZM139 264V263H138ZM157 264V263H156ZM167 264V263H166ZM175 264V263H174ZM177 264V263H176ZM183 264H186L185 262H183ZM193 264H195V262L193 263ZM198 264H213V261H212V263H210V261L208 262V260H207V262H205V263H198ZM217 264V263H216ZM219 264V263H218ZM260 264V263H259ZM261 264H264L263 262L261 263Z\"/></svg>",
  "mask_w": 264,
  "mask_h": 264
}]
</instances>
